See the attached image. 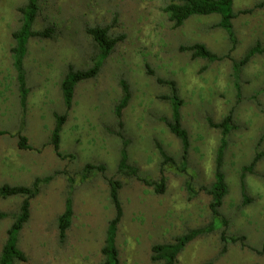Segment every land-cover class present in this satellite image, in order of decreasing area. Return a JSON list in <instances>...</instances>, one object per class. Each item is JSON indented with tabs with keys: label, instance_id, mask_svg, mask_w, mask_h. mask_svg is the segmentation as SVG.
<instances>
[{
	"label": "rangeland",
	"instance_id": "374dc122",
	"mask_svg": "<svg viewBox=\"0 0 264 264\" xmlns=\"http://www.w3.org/2000/svg\"><path fill=\"white\" fill-rule=\"evenodd\" d=\"M264 0H232L234 47L217 26L219 15H193L173 27L163 7L168 0H38L32 29H53L52 37H32L27 42L23 68L27 88L25 108L20 104L12 65V33L20 26L19 7L26 0H0V187L4 184L40 183L30 201V217L17 236V247L26 255L20 264H99L108 222L115 215L106 178L121 182L123 214L117 225L115 246L119 264H159L151 247L173 242L191 229L212 224L210 196L201 190L214 180L220 122L230 111L233 128L222 160L227 193L219 207L224 227L214 219V229L201 233L180 251L175 264H264ZM108 28L120 37L103 60L98 74L80 81L66 109L60 82L71 66L92 65L98 53L87 27ZM203 43L217 55L209 62L191 58L180 46ZM258 45L238 75L234 88L232 63ZM173 80L183 103L181 124L189 147L182 158L181 143L164 120L171 107L162 96ZM124 80L130 99L118 125L114 107ZM55 114H66L58 151L51 144ZM120 133L121 137L118 136ZM19 135L30 148L18 146ZM137 175L149 181L165 178V190L156 193L133 175L118 173L121 147ZM159 147L173 158L161 172ZM251 170H243L255 154ZM183 161L185 164L181 167ZM86 165H103L102 173L86 172ZM185 167L183 170L182 168ZM197 190L191 196L186 182ZM243 195L248 199L244 201ZM71 200V224L59 239L57 219ZM22 196H0V251L7 230L18 212ZM242 237L231 241L230 237Z\"/></svg>",
	"mask_w": 264,
	"mask_h": 264
},
{
	"label": "trees",
	"instance_id": "16d2710c",
	"mask_svg": "<svg viewBox=\"0 0 264 264\" xmlns=\"http://www.w3.org/2000/svg\"><path fill=\"white\" fill-rule=\"evenodd\" d=\"M231 5L232 0H168V3L163 7V11L167 14L168 19L172 22L173 27L181 26L185 22V20L193 15H219L217 26L222 28L226 32L229 40L232 42L231 48H233L234 44L236 43V39L232 30L231 20L235 16V14L231 11ZM263 5L264 1L257 4L256 6ZM38 9V0H26V3L18 8L21 15L20 26L16 31L12 33V37L14 39V45L11 47L12 65L16 73L20 104L23 108H25L24 106L27 95L23 68V59L26 54L27 42L32 37L50 38L53 34V29L51 27H46L43 30L39 31L32 29V24L35 20ZM86 33L91 36L92 40L95 42L98 53L93 59L92 65L89 68L74 70L71 66L68 67L67 73L60 82V90L66 109H69L72 105L73 91L76 84L80 81L94 78L98 74L103 60L109 55L115 43L120 40L121 37H109L108 28L102 26L87 27ZM179 49L181 51H189L192 59L202 58L208 60L209 62L222 60L224 57L230 56L229 54L226 56L217 55L200 42H196L191 45L180 46ZM258 51H260L258 45H255L248 49L239 61H233L232 63V76L234 80L233 84L237 94H239L240 90L238 85V75L240 69ZM157 82L167 85L169 88V93L162 96V98L168 100L170 103L171 118L169 120H164V122L166 123L169 131L179 139L182 148V158L185 159L189 147V137L187 130L181 124L180 108L183 101L178 94V89L175 81L157 78ZM120 85L122 95L118 101V104L114 107V114L117 119H119V126L122 125V109L127 105L130 99V91L127 83L124 80H121ZM65 120L66 114H55V126L51 133V144L53 145L55 152L59 156L61 155L58 151L60 131ZM208 121L212 127L220 129V140L215 155L214 180L211 185L200 187V189L204 190L211 198L209 209L211 210V213L213 215V222L212 224L205 227L191 229L185 234L176 237L173 242L154 244L151 247L152 260L158 262L159 264H175L178 254L189 241H191L199 234L209 232L215 228L214 219H219L220 225L224 227L223 231L220 234L221 240L225 241L226 239L225 227L227 222L221 216L219 207L222 204L223 197L227 193V185L225 182L224 172L222 170V160L225 148L228 143L227 138L229 132L233 128L232 112L230 111L220 122L215 123L210 119ZM118 136L121 137L120 133H118ZM125 144L126 142H124L121 147V155L117 167L118 173L133 175L137 179L141 180L145 185L152 187L154 192L163 193L165 190V178L162 176L159 181L155 182L139 177L137 175L136 169L133 166L129 165L127 162ZM18 146L22 149L30 148L25 136L19 135ZM159 152L163 158L160 167L161 172H163V167L168 163H173L174 161L173 158L163 152L160 147ZM260 156L261 153L257 152L253 159L250 161L249 165L246 166L243 170H251ZM184 164L185 162L183 161L181 167ZM92 169H95L102 173L105 171V167L103 165H86L84 170L88 172ZM182 169L184 170L185 167H183ZM48 180L49 177L43 179L37 178L29 186H10L4 184L0 187V196L2 197H8L12 195H20L23 197L18 212L14 216V221L7 230V238L3 243L0 251V264H20V262L26 260V255L17 247V236L23 225L28 221L30 217L31 199L38 194L40 183ZM106 180L109 185V196L115 209V215L112 219H110L107 225L104 246L101 249L103 258L99 264H119L118 250L115 246V237L117 225L120 222L123 214L122 205L119 199V189L121 188L122 184L120 180L114 177L106 178ZM186 189L191 196L195 195L197 192L190 181L186 182ZM243 199L245 202L248 201V199H246L244 195ZM72 214L73 212L71 207V200L69 197H67L65 201V209L57 219L58 236L60 240H63L66 236V232L71 224ZM5 216H7V213L0 211V219ZM230 239L233 242L243 240L242 237L236 236H232L230 237ZM262 252L264 253V244L262 247Z\"/></svg>",
	"mask_w": 264,
	"mask_h": 264
}]
</instances>
